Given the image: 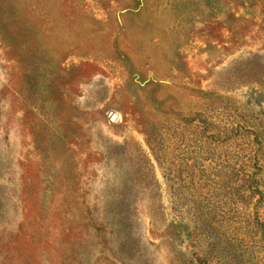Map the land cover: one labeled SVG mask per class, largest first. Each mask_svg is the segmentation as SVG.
I'll return each instance as SVG.
<instances>
[{"label": "rangeland", "instance_id": "1", "mask_svg": "<svg viewBox=\"0 0 264 264\" xmlns=\"http://www.w3.org/2000/svg\"><path fill=\"white\" fill-rule=\"evenodd\" d=\"M0 264H264V0H0Z\"/></svg>", "mask_w": 264, "mask_h": 264}]
</instances>
